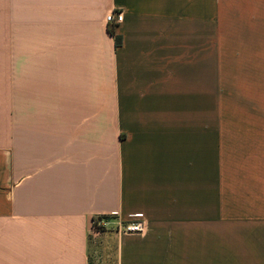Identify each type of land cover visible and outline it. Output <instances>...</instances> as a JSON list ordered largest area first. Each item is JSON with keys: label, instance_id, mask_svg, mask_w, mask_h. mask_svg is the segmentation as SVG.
<instances>
[{"label": "crops", "instance_id": "obj_1", "mask_svg": "<svg viewBox=\"0 0 264 264\" xmlns=\"http://www.w3.org/2000/svg\"><path fill=\"white\" fill-rule=\"evenodd\" d=\"M207 19L244 57L212 117ZM114 213L117 264H264V0H0V264H91Z\"/></svg>", "mask_w": 264, "mask_h": 264}, {"label": "rangeland", "instance_id": "obj_2", "mask_svg": "<svg viewBox=\"0 0 264 264\" xmlns=\"http://www.w3.org/2000/svg\"><path fill=\"white\" fill-rule=\"evenodd\" d=\"M238 42L232 34V19H207V52L202 58L206 96L202 100V110L208 112L209 117L219 110L218 76H221L222 71L224 75H230L232 64L240 63L244 59L238 55ZM226 79L228 78L225 77ZM224 110H231L229 100L225 99ZM124 234L117 230L115 223L93 233L90 240L91 264H117L116 244Z\"/></svg>", "mask_w": 264, "mask_h": 264}, {"label": "built area", "instance_id": "obj_3", "mask_svg": "<svg viewBox=\"0 0 264 264\" xmlns=\"http://www.w3.org/2000/svg\"><path fill=\"white\" fill-rule=\"evenodd\" d=\"M123 18L124 15L121 11H111L106 15V20L109 24H118ZM112 223H115L117 230L123 233L142 234L147 230V219L144 213L131 214L128 220L114 213L101 215L93 219V231L98 233L101 228H105Z\"/></svg>", "mask_w": 264, "mask_h": 264}, {"label": "trees", "instance_id": "obj_4", "mask_svg": "<svg viewBox=\"0 0 264 264\" xmlns=\"http://www.w3.org/2000/svg\"><path fill=\"white\" fill-rule=\"evenodd\" d=\"M111 34L115 35V32H114V30H112V29H111ZM115 38H116V42H117V44H118V43H119V38H118V36L115 35ZM107 218H108V217H107Z\"/></svg>", "mask_w": 264, "mask_h": 264}]
</instances>
